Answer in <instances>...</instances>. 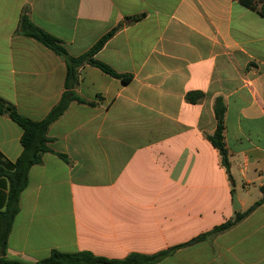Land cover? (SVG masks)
<instances>
[{"label":"crops","instance_id":"1","mask_svg":"<svg viewBox=\"0 0 264 264\" xmlns=\"http://www.w3.org/2000/svg\"><path fill=\"white\" fill-rule=\"evenodd\" d=\"M24 11L72 56L122 23L95 57L130 79L78 68L75 92L85 103L70 102L51 123L50 151L29 168L7 258L33 263L53 249L150 255L261 197L264 17L238 0H0V97L32 120L59 100L66 69L58 55L16 33ZM193 91L203 95L190 102ZM216 97L225 103L228 170L208 138ZM21 133L0 114L1 166L20 155ZM7 187L0 177V206ZM154 264H264V202Z\"/></svg>","mask_w":264,"mask_h":264},{"label":"trees","instance_id":"2","mask_svg":"<svg viewBox=\"0 0 264 264\" xmlns=\"http://www.w3.org/2000/svg\"><path fill=\"white\" fill-rule=\"evenodd\" d=\"M245 7L254 10L258 15L264 17V0H238ZM140 15L127 17L126 23L136 21ZM122 26L119 23L106 34L101 36L92 47L87 51L77 55H70L61 41L53 35L45 32L35 26L29 19L26 12H22L19 17L16 33L33 38L54 54L58 55L65 63L64 89L59 100L51 107L47 115L41 120H32L27 118L16 110L14 105L0 97V114H6L21 129L20 142L22 150L20 155L11 164L0 165V177H3L7 184V194L4 205L0 206V264H154L170 255L174 250L181 246L190 245L206 238L217 235L237 222L251 212L256 206L264 202V188H261V197L257 199L250 207L243 212H236L232 219H229L219 225L214 226L209 231L202 233L189 241L160 250L154 254L129 253L124 258H109L96 255L87 250L75 252H62L56 249L50 251L49 255L33 263L22 262L17 259L6 257V247L8 235L11 230L14 215L18 211V202L22 190L27 184V174L29 168L40 162L44 152L50 151L48 142V130L52 122L58 119L67 109L72 101L85 103V100L77 95L75 86L77 84L78 68L84 65H91L99 68L102 72L112 77L127 82L130 75L116 72L110 66L96 59V53L102 48L105 42ZM201 91H193L186 94V99L195 102L202 97ZM224 112L225 103L222 97H216L214 101V116L216 127L212 135L208 138L211 144L218 149L221 155V161L224 167L229 169L228 152L224 143ZM58 156L65 158V155L58 153Z\"/></svg>","mask_w":264,"mask_h":264},{"label":"water","instance_id":"3","mask_svg":"<svg viewBox=\"0 0 264 264\" xmlns=\"http://www.w3.org/2000/svg\"><path fill=\"white\" fill-rule=\"evenodd\" d=\"M232 208L234 210H238L240 208L235 194H232Z\"/></svg>","mask_w":264,"mask_h":264}]
</instances>
